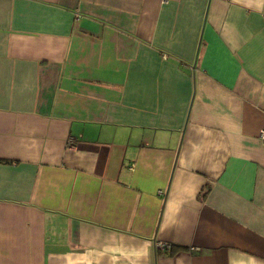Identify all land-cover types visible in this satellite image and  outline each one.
<instances>
[{
	"label": "crops",
	"instance_id": "crops-1",
	"mask_svg": "<svg viewBox=\"0 0 264 264\" xmlns=\"http://www.w3.org/2000/svg\"><path fill=\"white\" fill-rule=\"evenodd\" d=\"M264 0H0V264H264Z\"/></svg>",
	"mask_w": 264,
	"mask_h": 264
},
{
	"label": "built area",
	"instance_id": "built-area-1",
	"mask_svg": "<svg viewBox=\"0 0 264 264\" xmlns=\"http://www.w3.org/2000/svg\"><path fill=\"white\" fill-rule=\"evenodd\" d=\"M261 138L264 140V129L262 130V132H261Z\"/></svg>",
	"mask_w": 264,
	"mask_h": 264
}]
</instances>
